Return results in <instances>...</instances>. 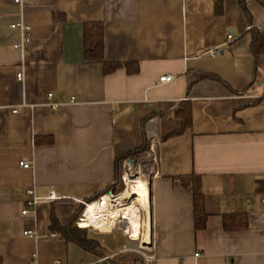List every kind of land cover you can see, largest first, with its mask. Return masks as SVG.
I'll return each mask as SVG.
<instances>
[{
    "label": "crops",
    "instance_id": "0c3cea01",
    "mask_svg": "<svg viewBox=\"0 0 264 264\" xmlns=\"http://www.w3.org/2000/svg\"><path fill=\"white\" fill-rule=\"evenodd\" d=\"M245 2L250 18L238 0L221 16L216 0H0V264H264V61L253 53L264 0ZM89 22L104 25L105 61L138 73L85 61ZM19 23L32 28L25 54ZM144 144V156L121 160ZM127 178L150 191L149 209L136 200L140 237L87 221L97 248L68 240L85 203L125 191ZM32 190L41 202L24 216ZM231 215L247 229L227 231Z\"/></svg>",
    "mask_w": 264,
    "mask_h": 264
},
{
    "label": "trees",
    "instance_id": "16d2710c",
    "mask_svg": "<svg viewBox=\"0 0 264 264\" xmlns=\"http://www.w3.org/2000/svg\"><path fill=\"white\" fill-rule=\"evenodd\" d=\"M224 1L216 0V14L221 16L224 12ZM261 1V0H256ZM239 6L246 17L250 18V12L247 8L245 0H238ZM57 20V19H56ZM260 32V31H259ZM253 41V53L257 59L263 58L264 61V44L263 38L258 33H255ZM84 56L85 61L89 64H103L106 74H112L118 69L126 68L129 74H136L139 72V67L136 64H119L108 63L104 58V25L100 22H89L85 24L84 29ZM179 116L183 122L184 130L189 129L192 126V112L190 108L179 111ZM147 146L144 144L135 151H132L121 158L122 161L129 159L134 160L138 155V158L145 155ZM124 192V186L118 189H108L99 194H96L90 198L86 204L97 202L101 197L112 193L114 196H119ZM85 206L81 208L75 217L72 224L76 223L85 211ZM194 213H195V229L202 231L207 228L208 216L204 208V198L202 195H195L194 197ZM81 218L80 222H83ZM55 223V222H54ZM224 227L227 231H241L248 227V217L245 215H231L224 218ZM86 228V227H83ZM64 235L68 240L75 241L78 245L88 251H94L97 248L96 242L88 239L86 229H74L71 225Z\"/></svg>",
    "mask_w": 264,
    "mask_h": 264
},
{
    "label": "bare ground",
    "instance_id": "6f19581e",
    "mask_svg": "<svg viewBox=\"0 0 264 264\" xmlns=\"http://www.w3.org/2000/svg\"><path fill=\"white\" fill-rule=\"evenodd\" d=\"M126 181L129 184L128 188L121 195L115 197V200L106 198L103 203L94 202L87 205L82 215L83 222L88 221L91 227H121L124 225L125 230L129 229L132 237L138 239L140 237L141 216L140 205L136 199L141 201L144 208L149 209L150 191L142 179L127 178ZM81 223H78L79 228H82ZM149 240V234L148 236L147 234L144 235L143 243L146 244Z\"/></svg>",
    "mask_w": 264,
    "mask_h": 264
},
{
    "label": "built area",
    "instance_id": "2783aa9c",
    "mask_svg": "<svg viewBox=\"0 0 264 264\" xmlns=\"http://www.w3.org/2000/svg\"><path fill=\"white\" fill-rule=\"evenodd\" d=\"M28 2H29V0H15V3H16L17 5H19V6H21V7H24ZM12 28H13V29H17V30H19V31L21 32V34H22V42H21L20 44L16 45V46H15V49H16V50H19V51H21L22 53L25 54V53L28 51V45H29L30 42H31L30 34H31V30H32V28H31V26H29V25H27V24H25V23L15 24V25L12 26ZM258 30H259L260 32L264 31V26L260 27ZM231 40H233V36H232V35H229V36H228V41H231ZM209 54H210L211 56H213V57L219 56V55H220V49L218 48V49L211 50V51L209 52ZM17 79H18L19 81H23V80H24V74H23V73L18 74V75H17ZM173 79H174L173 76H163V77L160 78L159 83H160V84L170 83V82H172ZM51 96H52V95H50L49 97H51ZM74 101H75V100L73 99V100H72V103H74ZM52 110H53L54 112H57V111L59 110V106H58V105H53V106H52ZM16 112H17V111H15V113H16ZM21 166H22L23 168H25V169H29V168L31 167L30 164H28V163H21ZM126 185H129L128 182H126ZM28 196H29L31 199L27 202L25 209L22 211V214H23L24 216L31 215V214L33 213V210H35L36 207H37V206L40 204V202H41V199L38 198V197H36L35 192H34L33 190L28 192ZM115 197H117V196H115ZM115 197H113V196H111V195H106V196H105V198H112V199H114V200H115ZM48 199H49V200H54V199H56V195H55V193L52 192V193L50 194V196H49ZM97 202H102V201H101V199H100V200H98ZM262 204L264 205V198H263V200H262ZM86 207H87V205H86ZM81 218H82V216L79 218V220L76 222V224H74V226H73L74 228H76V229H80V228H78V223H79V221L81 220ZM25 235H26V236L28 235V236H30V237H36V233H34V232H32V231H30V232H25ZM53 237H54V236H53ZM144 251H145L146 253L150 254L151 249L149 248L148 250H144ZM146 258H147L148 261H152V256H148V257L146 256ZM150 264H152V263L150 262Z\"/></svg>",
    "mask_w": 264,
    "mask_h": 264
},
{
    "label": "rangeland",
    "instance_id": "374dc122",
    "mask_svg": "<svg viewBox=\"0 0 264 264\" xmlns=\"http://www.w3.org/2000/svg\"><path fill=\"white\" fill-rule=\"evenodd\" d=\"M122 171H124V169H123V165H122V169H121ZM140 172H142V171H138L137 172V174H135V176H137V177H139L140 176ZM134 179H137V178H134ZM137 200V199H136ZM141 202V201H140ZM118 231H120L122 234H124L125 232H128V230H125V228H124V225L123 226H121L120 228H118L117 229Z\"/></svg>",
    "mask_w": 264,
    "mask_h": 264
},
{
    "label": "water",
    "instance_id": "95a60500",
    "mask_svg": "<svg viewBox=\"0 0 264 264\" xmlns=\"http://www.w3.org/2000/svg\"><path fill=\"white\" fill-rule=\"evenodd\" d=\"M110 195L113 196V197H115L112 193ZM105 199H106L105 196L101 197L102 203L104 202Z\"/></svg>",
    "mask_w": 264,
    "mask_h": 264
}]
</instances>
